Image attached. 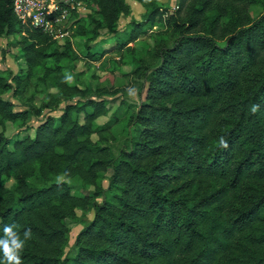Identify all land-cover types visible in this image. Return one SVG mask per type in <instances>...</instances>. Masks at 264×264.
Here are the masks:
<instances>
[{"label": "trees", "instance_id": "1", "mask_svg": "<svg viewBox=\"0 0 264 264\" xmlns=\"http://www.w3.org/2000/svg\"><path fill=\"white\" fill-rule=\"evenodd\" d=\"M13 1L0 0V38L19 37L25 69L10 75L14 89L0 72V235L4 224L31 228L23 264H264V0H178L172 15L157 0H134L146 9L143 21H131L111 49H87L91 60L125 51L124 64H133L128 45L154 26L172 37L152 54L144 101L123 108L118 123L131 133L117 154L104 144L111 126L95 125L106 101L86 99L90 88L66 74V62L78 61L70 41L60 46L22 26ZM78 1L95 17L90 30L73 22L74 38L95 40L130 12L126 0ZM30 87L43 95L42 110L65 107L33 137L10 140L5 123L22 125L28 112L2 96L23 99ZM8 175L13 190L2 184ZM73 178L91 191L73 195ZM76 210L94 216L66 257V221Z\"/></svg>", "mask_w": 264, "mask_h": 264}, {"label": "rangeland", "instance_id": "2", "mask_svg": "<svg viewBox=\"0 0 264 264\" xmlns=\"http://www.w3.org/2000/svg\"><path fill=\"white\" fill-rule=\"evenodd\" d=\"M129 6L130 12L127 17H120L117 24L111 32L103 29L99 32V37L95 40L91 39L90 35L86 37H71L70 32L67 36L59 38L56 42L58 45L64 46V43L70 41L71 47L78 55V61L75 63L66 62V74L70 79L75 81L78 74L79 83L85 87L90 88V94L86 99L104 100L107 105V114L100 117L95 121L97 126L110 125L109 133L106 137L105 145L109 146L115 154L119 148L128 139V134L131 133V129L124 122L121 124L118 121L121 119L123 108L126 105L134 107L144 101V75L147 73V69L153 59L152 54L155 49L158 48L157 44L162 42L165 46H172V37L169 36L168 30L161 26H154L148 34L139 38L135 43H131L128 47H133L135 50L133 64H124L130 59L127 58L125 51L119 53L110 52L104 57H99L93 60L85 58V52L87 49L89 52L99 53L103 50L111 49L116 40H121L129 31V23L131 21L142 22L143 15L146 9L139 5L134 0H126ZM157 5L161 9L168 10V14L172 15L177 11L178 0H157ZM95 17V9L91 6L79 2L69 17L62 23L64 29L68 27L78 19L82 20L84 27L89 30V21ZM18 36H7L0 38V72L8 79L13 89L15 85L11 82V78L19 75L20 70L25 69V63L20 53V47ZM101 42H106V45ZM139 60H141L139 62ZM12 75V77L10 76ZM74 83V82H73ZM32 87L29 88V92L23 95V99L13 95V91H9L2 96V99L9 101L13 104V111H27L28 118L24 124H12L5 123L3 128L4 136L10 140L21 139L24 137H33L35 129L48 117L58 119L65 107V103L61 104L56 111L42 110L40 108V100L43 95L39 94L37 90ZM34 95V96H33ZM33 96L32 102L28 99ZM77 101H83V99H73L71 103ZM96 139V137H94ZM111 175V171L108 170L102 174V185L104 188L108 186V180ZM14 180L12 175L4 176L2 178V184L10 190L14 188ZM72 194L75 196H83L87 192L91 191L90 188H84L78 178L70 180ZM101 199L98 203L101 204ZM93 212L76 210V218L74 220H67L66 223L69 227L68 243L64 249V256H74L76 251L74 250V241L77 234L93 219Z\"/></svg>", "mask_w": 264, "mask_h": 264}, {"label": "built area", "instance_id": "3", "mask_svg": "<svg viewBox=\"0 0 264 264\" xmlns=\"http://www.w3.org/2000/svg\"><path fill=\"white\" fill-rule=\"evenodd\" d=\"M76 5L78 0H14L12 11L22 26L41 30L57 41L68 35L62 23L76 10Z\"/></svg>", "mask_w": 264, "mask_h": 264}, {"label": "clouds", "instance_id": "4", "mask_svg": "<svg viewBox=\"0 0 264 264\" xmlns=\"http://www.w3.org/2000/svg\"><path fill=\"white\" fill-rule=\"evenodd\" d=\"M259 108L258 104H253L250 112L255 115ZM218 144L221 148L228 147L227 140L222 136L218 138ZM19 228L20 226L15 223L3 225L0 235V264H23L21 254L27 243L34 238V234L31 228L25 229L22 233L18 231Z\"/></svg>", "mask_w": 264, "mask_h": 264}]
</instances>
